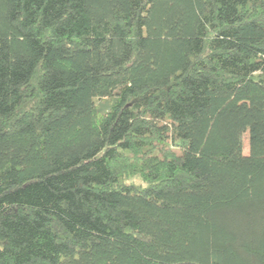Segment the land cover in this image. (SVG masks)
<instances>
[{"label": "trees", "instance_id": "16d2710c", "mask_svg": "<svg viewBox=\"0 0 264 264\" xmlns=\"http://www.w3.org/2000/svg\"><path fill=\"white\" fill-rule=\"evenodd\" d=\"M0 264H264V0H0Z\"/></svg>", "mask_w": 264, "mask_h": 264}, {"label": "rangeland", "instance_id": "374dc122", "mask_svg": "<svg viewBox=\"0 0 264 264\" xmlns=\"http://www.w3.org/2000/svg\"><path fill=\"white\" fill-rule=\"evenodd\" d=\"M244 149L245 152L247 153V149H248V134H244Z\"/></svg>", "mask_w": 264, "mask_h": 264}]
</instances>
